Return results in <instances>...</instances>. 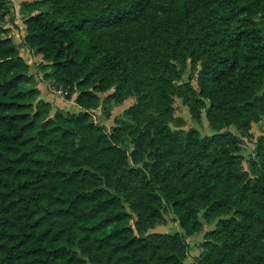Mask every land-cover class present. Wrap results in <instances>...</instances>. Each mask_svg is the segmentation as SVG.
<instances>
[{
  "label": "trees",
  "instance_id": "trees-1",
  "mask_svg": "<svg viewBox=\"0 0 264 264\" xmlns=\"http://www.w3.org/2000/svg\"><path fill=\"white\" fill-rule=\"evenodd\" d=\"M39 2L21 5L24 42L82 109L51 112L11 26L0 25V264H184L188 236L204 226L202 206L208 219L225 217L189 264H264L263 176L244 168L236 134L121 118L108 132L92 113L114 84L134 88L138 104L164 102L174 60L190 59L200 64L193 114L207 107L212 124L246 130L264 114V0ZM154 6L161 16L146 31L147 56L134 60L136 52L132 66L90 42L95 29L119 32ZM166 203L183 230L146 233L165 219Z\"/></svg>",
  "mask_w": 264,
  "mask_h": 264
},
{
  "label": "rangeland",
  "instance_id": "rangeland-1",
  "mask_svg": "<svg viewBox=\"0 0 264 264\" xmlns=\"http://www.w3.org/2000/svg\"><path fill=\"white\" fill-rule=\"evenodd\" d=\"M35 0H9L7 2L8 11L5 19L0 20V25L11 26L10 33L13 35L15 41L20 47V51L24 59L30 64V73H33L38 80V85L41 89L40 97L49 100L52 105V113L57 108H62L69 111H79L77 105L70 100L75 98L76 94L70 98L68 94L63 96L54 94L49 90L48 82H53L45 76V72L50 70L44 66L45 60L40 54L31 50L24 42L25 37V14L21 11L23 2H30ZM63 0H40L39 8H52ZM122 0H88L92 9H99L103 6H108L112 2H120ZM161 0H157L159 2ZM36 8L35 10H38ZM161 16L156 6L148 9L140 18L130 23L127 28H123L118 32V29L103 30L95 29L90 37V42L98 49L118 52L123 56L124 62L132 66V59L137 53L134 60L138 57L147 56V50L150 46L148 39H146V31L152 28ZM264 33V19L259 18ZM129 36V40L126 36ZM137 49V50H136ZM133 60V61H134ZM176 63V71L172 77L163 82L162 88L168 93V97L164 98V102H156L160 100L159 97L148 98L146 102L138 104V96L134 88L128 84L120 85L114 84L109 90L102 91L100 105L92 110L95 121L103 126L106 131L110 132L116 125L119 118L127 119L142 126H148L149 123L155 125L156 120H162L172 130H181L187 132L189 129H194L201 136L211 135L217 131H230L236 134L238 140L237 152L241 156L242 164L245 169L249 170L251 176H263L264 181V114L260 119L253 120L246 130H242L236 123H225L220 120H215L218 124L211 123L207 115V107L200 108L199 116H195L192 112V88H198V77L200 73V64L192 62L190 59L185 64ZM148 66L143 63L142 77L147 75L146 68ZM54 83V82H53ZM56 84V83H55ZM61 86V84H57ZM45 91V94H43ZM64 104V105H63ZM138 104L139 108L135 111L130 110L131 106ZM124 147L128 152L133 149V142L131 137L127 136ZM131 161V160H130ZM253 162L255 166L253 167ZM131 164L133 162L131 161ZM264 191V183L262 186ZM264 198V196H263ZM129 204V203H127ZM264 206V203H263ZM135 216V212L130 208ZM206 207L201 208L200 217L204 223L202 230L188 236L189 242L188 255L184 264H189L197 258L199 253L203 250V241L207 239V233L217 226L219 218L225 215H214L208 219L204 215ZM165 219L160 222H155L150 226L146 233L154 231H174L183 230L177 214L173 211L171 204L166 203L164 206ZM135 219H132V222Z\"/></svg>",
  "mask_w": 264,
  "mask_h": 264
},
{
  "label": "built area",
  "instance_id": "built-area-1",
  "mask_svg": "<svg viewBox=\"0 0 264 264\" xmlns=\"http://www.w3.org/2000/svg\"><path fill=\"white\" fill-rule=\"evenodd\" d=\"M49 90L54 94H60V95H67L69 93V89L63 85L58 86L57 84L53 82H48Z\"/></svg>",
  "mask_w": 264,
  "mask_h": 264
},
{
  "label": "crops",
  "instance_id": "crops-1",
  "mask_svg": "<svg viewBox=\"0 0 264 264\" xmlns=\"http://www.w3.org/2000/svg\"><path fill=\"white\" fill-rule=\"evenodd\" d=\"M43 94H45V91H43ZM70 101H73L75 104H76V101L73 99V100H70ZM64 105V104H63ZM77 105V104H76ZM78 109H81V107L79 105H77Z\"/></svg>",
  "mask_w": 264,
  "mask_h": 264
}]
</instances>
